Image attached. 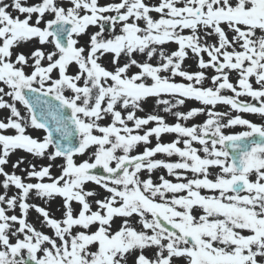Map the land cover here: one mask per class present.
<instances>
[{"label":"snow or ice","instance_id":"snow-or-ice-1","mask_svg":"<svg viewBox=\"0 0 264 264\" xmlns=\"http://www.w3.org/2000/svg\"><path fill=\"white\" fill-rule=\"evenodd\" d=\"M150 97L176 122L138 115ZM242 114L264 120V0H0V264H264V123Z\"/></svg>","mask_w":264,"mask_h":264},{"label":"rangeland","instance_id":"rangeland-1","mask_svg":"<svg viewBox=\"0 0 264 264\" xmlns=\"http://www.w3.org/2000/svg\"><path fill=\"white\" fill-rule=\"evenodd\" d=\"M103 2H104V0H101V3H103ZM95 30H97V29H94V28H90V29H89L90 32H91V31H95ZM87 39H88L87 36L83 37V40H87ZM168 47L171 48V49H174V48L176 47V45H174V44H170ZM110 59H111L110 56H106V57H104V58L102 59V62L105 64V66H107V67H109V68H112L113 66L109 63ZM138 59H141V60H142V59H144V57H142V56H138ZM184 67L187 68V69H189V70H192V71L198 70L197 67H196V63H195V61H194L193 59H188V60H186ZM74 70H75V69H73V71H74ZM131 71H132V72H135V71H138V69L133 68ZM208 74L211 75V74H212V70H208ZM175 79H176L177 82H184V81L182 80V78L177 77V78H175ZM207 85H210V81H207V82H206V86H207ZM225 94H231V93L226 92ZM164 98H165V99H171V97H164ZM240 99H242V100L248 102V101H250L251 98L245 96V97H241ZM18 106H19V107H22L21 105H18ZM142 106L144 107V111H143V112H138V113H137V114L140 115V116H144V115H146V114H151V113H158V114H160V115H163V116L165 117V119H166L167 122H169V123H175V122H176V121H175V118H174L170 113H165V112L163 111V107H164L163 105H160V106H157V105H156V98H155V97H150V98H148V99L143 103ZM192 107H202V105H201L199 102L194 101V100H186V101H185V105L180 106L178 110H180V111H187L188 109H190V108H192ZM216 110H218V111H222V112H224V111H228V110H229V106H226V105H217V109H216ZM3 114H4V115H7L6 112L3 113ZM235 114H237V113H234V112L232 113V115H235ZM243 116H244V118H247L249 115H246V116L243 115ZM205 118H206V117H205L204 115H200V116H198V117H196V118H193V119H191V120H189V121H186V122H183V123H185V124L188 125V126H191L192 124H199V123H202L203 120H204ZM104 123H107V121H104ZM151 126H154V125H151ZM29 134H32V135H34V136H37V137H41V138H42L43 135H44L45 133H44L42 130H40V131H35V132H34V131H32V130L30 129V130H29ZM174 138H175V137H174V134H164V135L161 137V142L167 143V142H170V141H171L172 139H174ZM155 142H156V141H155V138H152V146H154ZM181 146H182V145H181ZM195 146H196V145H195ZM196 147H199V146H196ZM141 150H142V146L138 147L137 151H141ZM90 151H92V150H90ZM21 156L25 157L26 160H28V161H33V162H35V163H37V164H47V163H49V161H48L47 159H44V160L34 159L30 154H27V153H25V152H23V151H17V153H15V154L12 156V160L14 161L15 159H17L18 157H21ZM84 158H87V157H86V156H85V157H78L77 159H78V160H82V159H84ZM157 158H160V159H169V160H171V161H176V160L179 159V158L176 157V156H173V157H171V158H166V157L163 156V154H158V155H157ZM52 163H53L54 165H57V164H61V163H63V161L60 160V159H57L55 162H52ZM26 166H27V164L24 165V167H26ZM9 167H10V166H9ZM52 171H53V174H54V175L59 174V169L56 168L55 166L53 167ZM94 171H97L98 174H99L100 172H102V170H94ZM147 175H148V173L145 172L144 177L146 178ZM159 175H164L166 178L173 180V182H176L175 177L168 176L166 170H164V169L157 170L156 172H154V173L152 174V177H153L154 180H156L157 177H158ZM191 175H192L191 173H187V176H188L189 178H191ZM89 187H96V186L90 184ZM13 191H15V190H13ZM98 191L103 192V190H101V189H98ZM205 193H207V190H203L202 194H205ZM105 194H106V193H105ZM35 202H36V203H39V204H41V205H43V201L37 200V201H35ZM60 204H61V200H60V198H56L55 201H53V202L50 203V210H51L52 212H54V214H55L56 216H59V215H60V212L57 210V209H59ZM36 215H37V214H36L34 211L31 213V217H32V218H35Z\"/></svg>","mask_w":264,"mask_h":264}]
</instances>
